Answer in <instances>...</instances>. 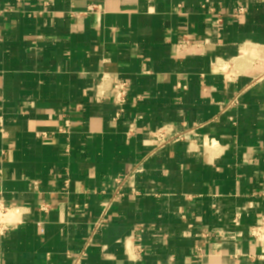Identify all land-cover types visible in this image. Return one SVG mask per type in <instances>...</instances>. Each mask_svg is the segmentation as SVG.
<instances>
[{
    "label": "crops",
    "instance_id": "0c3cea01",
    "mask_svg": "<svg viewBox=\"0 0 264 264\" xmlns=\"http://www.w3.org/2000/svg\"><path fill=\"white\" fill-rule=\"evenodd\" d=\"M0 119V264H264V0H0Z\"/></svg>",
    "mask_w": 264,
    "mask_h": 264
},
{
    "label": "built area",
    "instance_id": "2783aa9c",
    "mask_svg": "<svg viewBox=\"0 0 264 264\" xmlns=\"http://www.w3.org/2000/svg\"><path fill=\"white\" fill-rule=\"evenodd\" d=\"M205 1V0H204ZM47 5V3H45ZM203 7L205 8L206 5L204 4ZM209 9V8H208ZM90 12H97V7L91 6L89 7ZM209 11L212 13V9H209ZM244 8L239 7L235 10V16L237 17L240 14H243ZM218 22H221V18L217 20ZM192 40L189 39L188 35L184 36L183 39V46L191 45ZM113 78V77H112ZM100 90L97 91V97L99 99H102L105 96V91L99 88ZM130 84L125 80H120L117 78H113L111 80V92L113 93V104L119 108L117 109L115 113V119H119L123 113L125 112V106L128 102V98L130 95ZM3 125L2 119H0V126ZM130 133H134V129L131 128ZM42 136L45 138L47 135L44 133ZM161 137H164L163 134H161ZM264 196V195H263ZM110 208V205L107 206L105 209L102 218L100 219V222L97 223L96 229H100L103 227L107 221L106 216L108 209ZM43 210H46V207H43ZM15 209L12 207L4 197V193L2 190H0V240L4 238L10 230L11 227V215L14 213ZM250 235L252 237V240L259 244L260 246V254L257 256V259L259 261L264 262V216L261 217L260 221L256 223L250 231Z\"/></svg>",
    "mask_w": 264,
    "mask_h": 264
}]
</instances>
